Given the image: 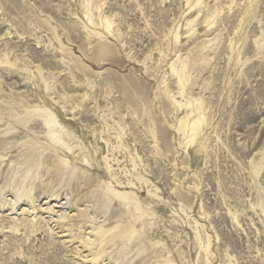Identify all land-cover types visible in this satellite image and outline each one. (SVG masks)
<instances>
[{
    "label": "rangeland",
    "instance_id": "rangeland-1",
    "mask_svg": "<svg viewBox=\"0 0 264 264\" xmlns=\"http://www.w3.org/2000/svg\"><path fill=\"white\" fill-rule=\"evenodd\" d=\"M0 264H264V0H0Z\"/></svg>",
    "mask_w": 264,
    "mask_h": 264
},
{
    "label": "bare ground",
    "instance_id": "bare-ground-1",
    "mask_svg": "<svg viewBox=\"0 0 264 264\" xmlns=\"http://www.w3.org/2000/svg\"><path fill=\"white\" fill-rule=\"evenodd\" d=\"M180 80L182 81V76L180 77ZM199 103V102H198ZM201 114V113H200ZM188 116V115H187ZM203 116V115H202ZM189 117H191V116H189ZM198 117V116H197ZM200 120V117H199V119H195V120H193L194 121V123H192L193 124V126H195L197 123H198V121ZM192 121V122H193ZM54 122V120L52 119V118H47L46 119V124H52ZM184 127V126H183ZM182 127V128H183ZM199 127V126H198ZM184 130V129H183Z\"/></svg>",
    "mask_w": 264,
    "mask_h": 264
}]
</instances>
